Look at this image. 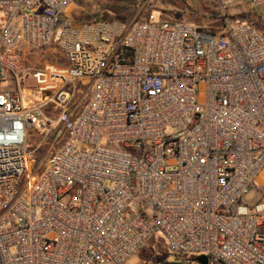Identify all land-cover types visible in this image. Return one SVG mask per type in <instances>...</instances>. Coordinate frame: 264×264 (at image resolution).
Instances as JSON below:
<instances>
[{
    "label": "built area",
    "instance_id": "built-area-1",
    "mask_svg": "<svg viewBox=\"0 0 264 264\" xmlns=\"http://www.w3.org/2000/svg\"><path fill=\"white\" fill-rule=\"evenodd\" d=\"M79 1L0 0V264H126L158 233L177 259L156 264H264V197L242 200L264 186V34L226 17L264 0H209L217 34L76 22ZM52 46L64 66L31 64Z\"/></svg>",
    "mask_w": 264,
    "mask_h": 264
},
{
    "label": "rangeland",
    "instance_id": "rangeland-1",
    "mask_svg": "<svg viewBox=\"0 0 264 264\" xmlns=\"http://www.w3.org/2000/svg\"><path fill=\"white\" fill-rule=\"evenodd\" d=\"M204 3L208 2L206 0H132V12L125 16H118L114 13H106L114 5V0H80L76 5L68 9L67 15L76 22L93 21L97 18H102L104 20L119 19L126 23H131L136 20L147 19L151 16V19L155 22L181 21L199 25L203 23L210 24L211 20L204 21L203 19L201 6L203 5L204 7ZM254 10L256 9L247 3H237L226 12V17L231 24L239 22L246 23L249 26H257L260 23L256 19ZM7 22L8 19L4 11L0 10V28ZM223 23L225 25V21ZM219 26L220 23L217 22L212 25V27L216 28ZM30 62L33 65H41L47 62L64 66L65 59L61 50L56 46H52L49 49L39 51L35 55L30 56ZM7 85L8 83L3 82L2 88H7ZM29 85H31L30 82ZM10 90L14 91V87L11 86ZM87 99L88 87L78 83L76 85L75 101L81 110ZM29 145V152H32V157L35 160L32 170L33 172L40 173L44 169L50 143L49 141L42 143L41 138L36 135L34 130H31ZM263 197L264 186H262L261 179H258L250 190V193L244 195L242 200L245 204L253 207ZM167 245L165 236L162 233H158L136 252L126 264H156L161 261H176L177 258L169 253Z\"/></svg>",
    "mask_w": 264,
    "mask_h": 264
},
{
    "label": "trees",
    "instance_id": "trees-1",
    "mask_svg": "<svg viewBox=\"0 0 264 264\" xmlns=\"http://www.w3.org/2000/svg\"><path fill=\"white\" fill-rule=\"evenodd\" d=\"M208 3H204V7L203 5L202 7V11H203V19L204 21H210V24H205L203 23L202 25L196 24L200 27H202L204 30L212 32V33H222L223 32V28H224V15L222 13V11L220 10V8L210 2L209 0H206ZM132 8H133V4H132V0H114V5L111 6L108 10H107V14L110 13H114L115 15L118 16H125L127 14H130L132 12ZM254 13L256 14V19H258L259 21V25L254 26L255 28H257L258 30H260L263 34H264V14H262L261 12H258L257 10H254ZM98 20H104L102 18H97L96 20L93 21H98ZM109 20V19H108ZM86 22H92V21H86ZM220 23V26L218 28L216 27H212V25L214 23ZM222 23V24H221Z\"/></svg>",
    "mask_w": 264,
    "mask_h": 264
},
{
    "label": "water",
    "instance_id": "water-1",
    "mask_svg": "<svg viewBox=\"0 0 264 264\" xmlns=\"http://www.w3.org/2000/svg\"><path fill=\"white\" fill-rule=\"evenodd\" d=\"M198 261L202 262L203 264H207V258L205 256H201L197 258Z\"/></svg>",
    "mask_w": 264,
    "mask_h": 264
}]
</instances>
